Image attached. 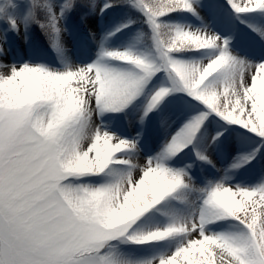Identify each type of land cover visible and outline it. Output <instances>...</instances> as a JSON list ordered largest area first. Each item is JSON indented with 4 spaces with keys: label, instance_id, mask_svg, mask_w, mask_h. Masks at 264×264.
<instances>
[{
    "label": "snow or ice",
    "instance_id": "1",
    "mask_svg": "<svg viewBox=\"0 0 264 264\" xmlns=\"http://www.w3.org/2000/svg\"><path fill=\"white\" fill-rule=\"evenodd\" d=\"M0 264H264V0L0 3Z\"/></svg>",
    "mask_w": 264,
    "mask_h": 264
},
{
    "label": "rangeland",
    "instance_id": "2",
    "mask_svg": "<svg viewBox=\"0 0 264 264\" xmlns=\"http://www.w3.org/2000/svg\"><path fill=\"white\" fill-rule=\"evenodd\" d=\"M6 2V0H0V3ZM98 21L96 19H92L90 21V25L95 28L97 26ZM109 23H116V17L112 16L109 17ZM16 39L19 41L21 38L16 37ZM32 43L35 45L34 49V57L37 59H54L55 53L51 49L50 45L48 44L47 38L44 36V34L40 31L38 27H33V35H32ZM65 40L69 47L73 49L74 52H76L81 45H92V42L90 41L87 29L83 26H79L78 29H74L72 35H67L65 37ZM237 45L241 48L243 51H249L250 49V38L245 37L243 35L237 37ZM122 119V118H121ZM147 136L152 143V146L155 147L159 144L160 139L162 138V134L152 125L150 124L147 131ZM142 159V158H141ZM226 162V161H225Z\"/></svg>",
    "mask_w": 264,
    "mask_h": 264
}]
</instances>
